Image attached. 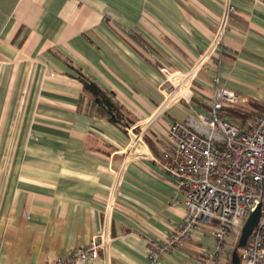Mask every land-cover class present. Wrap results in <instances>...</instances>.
Wrapping results in <instances>:
<instances>
[{
  "label": "crops",
  "instance_id": "obj_1",
  "mask_svg": "<svg viewBox=\"0 0 264 264\" xmlns=\"http://www.w3.org/2000/svg\"><path fill=\"white\" fill-rule=\"evenodd\" d=\"M228 1L0 0V264H48L106 228L108 255L84 264H151L149 242L187 213L155 160L128 157L129 129L163 103L158 68L186 71L212 52L196 109L206 111L218 85L239 96L236 111H264V0H230L215 48ZM82 77L112 94L127 127L98 111ZM193 114L177 105L151 125L154 158L170 145V125ZM215 250L205 224L160 264H227Z\"/></svg>",
  "mask_w": 264,
  "mask_h": 264
},
{
  "label": "built area",
  "instance_id": "obj_2",
  "mask_svg": "<svg viewBox=\"0 0 264 264\" xmlns=\"http://www.w3.org/2000/svg\"><path fill=\"white\" fill-rule=\"evenodd\" d=\"M229 2L226 18L216 32L215 48L224 44L227 16L234 10ZM211 58L213 53H206L186 71L159 67L164 78L163 103L146 126L129 129L133 139L128 157L155 160L172 185L184 193L187 207L185 217L172 233L149 242L147 256L151 264H160L166 254L184 248L205 224L214 239L216 255H228L229 238L241 234L258 207L259 224L241 255L243 264H264V111L244 124L234 119L227 109L237 104L239 96L218 85L206 111H198L196 80ZM177 105L192 108L194 114L170 125V145L162 150V158H154L145 138L148 130ZM114 195L109 200L110 210L115 204ZM112 240L106 228L88 244L48 264H84L101 254L107 256ZM197 264L208 263L199 258Z\"/></svg>",
  "mask_w": 264,
  "mask_h": 264
},
{
  "label": "trees",
  "instance_id": "obj_3",
  "mask_svg": "<svg viewBox=\"0 0 264 264\" xmlns=\"http://www.w3.org/2000/svg\"><path fill=\"white\" fill-rule=\"evenodd\" d=\"M81 80L84 83L86 91L92 95L93 105L98 109V111L102 115L106 116L111 122L118 124V125L126 126L124 114H123L120 106L114 102L112 94L105 92L96 83L92 82L91 80H89L87 78L82 77ZM227 110H229L230 113L234 114V115L236 112H238L234 108L233 109L228 108ZM237 246H238V244H237ZM235 250H233L231 255L229 256V260H228L227 264H233L232 263V257H233V253ZM241 250H242V248L238 250V255H239V258L241 260V264H243V258L241 255Z\"/></svg>",
  "mask_w": 264,
  "mask_h": 264
},
{
  "label": "water",
  "instance_id": "obj_4",
  "mask_svg": "<svg viewBox=\"0 0 264 264\" xmlns=\"http://www.w3.org/2000/svg\"><path fill=\"white\" fill-rule=\"evenodd\" d=\"M261 218V207H258V209L250 216V218L245 223L241 236L238 241L237 249L233 253L232 257V263L233 264H241V260L238 255V250L241 248H245L248 244L249 238L251 237L254 229L259 224Z\"/></svg>",
  "mask_w": 264,
  "mask_h": 264
},
{
  "label": "rangeland",
  "instance_id": "obj_5",
  "mask_svg": "<svg viewBox=\"0 0 264 264\" xmlns=\"http://www.w3.org/2000/svg\"><path fill=\"white\" fill-rule=\"evenodd\" d=\"M238 112L235 113L236 116L234 114H231V116L234 119H236V120H238L240 122H244V123L245 122H248V121H252L257 116V115L256 116L251 115L250 113L244 114V113H242L243 111H240V110ZM240 236H241V234L240 235L236 234L234 236H231V237H234L235 238V240L233 242V250H235L237 248V244H238V241H239Z\"/></svg>",
  "mask_w": 264,
  "mask_h": 264
}]
</instances>
